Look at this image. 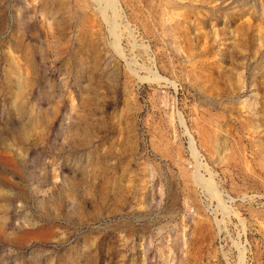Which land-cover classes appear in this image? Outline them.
Listing matches in <instances>:
<instances>
[{
	"label": "rangeland",
	"instance_id": "374dc122",
	"mask_svg": "<svg viewBox=\"0 0 264 264\" xmlns=\"http://www.w3.org/2000/svg\"><path fill=\"white\" fill-rule=\"evenodd\" d=\"M0 264H264V0H0Z\"/></svg>",
	"mask_w": 264,
	"mask_h": 264
}]
</instances>
